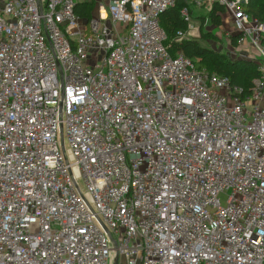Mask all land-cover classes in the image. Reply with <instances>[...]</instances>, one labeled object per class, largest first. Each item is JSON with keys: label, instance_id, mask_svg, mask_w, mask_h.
Segmentation results:
<instances>
[{"label": "built area", "instance_id": "built-area-1", "mask_svg": "<svg viewBox=\"0 0 264 264\" xmlns=\"http://www.w3.org/2000/svg\"><path fill=\"white\" fill-rule=\"evenodd\" d=\"M179 1L178 41L222 8L256 62L248 94L170 56L158 20ZM247 1L110 0L85 20L77 0H0V264H264V22Z\"/></svg>", "mask_w": 264, "mask_h": 264}, {"label": "trees", "instance_id": "trees-1", "mask_svg": "<svg viewBox=\"0 0 264 264\" xmlns=\"http://www.w3.org/2000/svg\"><path fill=\"white\" fill-rule=\"evenodd\" d=\"M185 6L179 1L173 8L165 11L159 17V25L165 33L164 46L171 57L182 54L185 58L192 60L199 70L215 73L218 76L227 77L234 86L241 87L248 94L252 82L258 78L256 62L252 60H230L216 52L199 45L198 40L182 39L178 41L177 32H185L187 23L180 16L181 9ZM93 2L77 3L75 13L82 19L89 20L92 17ZM243 10L259 22H264V0H248ZM222 8L214 5L208 15L211 25L220 27ZM201 26L204 24L203 17ZM208 34L201 32V38H207ZM235 46V40H232Z\"/></svg>", "mask_w": 264, "mask_h": 264}, {"label": "rangeland", "instance_id": "rangeland-1", "mask_svg": "<svg viewBox=\"0 0 264 264\" xmlns=\"http://www.w3.org/2000/svg\"><path fill=\"white\" fill-rule=\"evenodd\" d=\"M230 29L229 25H225L222 23V27H212L210 20L207 19V24L202 25L201 32L203 34H208L207 38H200L198 39V43L200 46L208 48L217 54L224 56L226 59L230 60H239L240 59V52L239 49L235 48L234 45H228L225 41V32ZM257 58L260 56L256 54ZM262 59V58H260ZM225 197L222 195L220 196V200L223 204Z\"/></svg>", "mask_w": 264, "mask_h": 264}, {"label": "crops", "instance_id": "crops-1", "mask_svg": "<svg viewBox=\"0 0 264 264\" xmlns=\"http://www.w3.org/2000/svg\"><path fill=\"white\" fill-rule=\"evenodd\" d=\"M82 2H93L92 17L95 15L96 10L99 6H107L110 0H77V3Z\"/></svg>", "mask_w": 264, "mask_h": 264}, {"label": "water", "instance_id": "water-1", "mask_svg": "<svg viewBox=\"0 0 264 264\" xmlns=\"http://www.w3.org/2000/svg\"><path fill=\"white\" fill-rule=\"evenodd\" d=\"M118 261H119L118 255L115 254L112 264H118Z\"/></svg>", "mask_w": 264, "mask_h": 264}]
</instances>
